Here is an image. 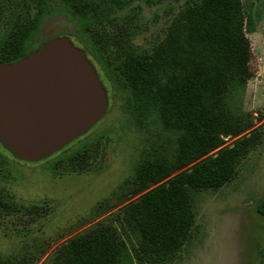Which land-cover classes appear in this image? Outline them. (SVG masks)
Segmentation results:
<instances>
[{"label":"rangeland","instance_id":"obj_1","mask_svg":"<svg viewBox=\"0 0 264 264\" xmlns=\"http://www.w3.org/2000/svg\"><path fill=\"white\" fill-rule=\"evenodd\" d=\"M183 1L135 0L130 6L136 9L133 28L125 33V44L141 55L150 54L157 42L169 36L172 41L180 36L184 41ZM241 2L245 15L248 4L252 5L253 26L248 27L244 18L241 26L244 86L237 95L238 108L249 115V128L237 136L222 137L221 145L206 155L212 158L227 150L238 154L224 183L186 187L191 224L185 237L168 251L143 237L152 227L140 197L166 179L143 187L132 177L131 168L176 132L165 129L154 116L143 115L131 94L120 90L104 117L68 149L72 156L80 153L72 169L54 166L53 159L16 163L7 157L5 164L0 163V264H64L69 241L96 235L107 244L123 243V264H264V214L257 210L264 204V0ZM18 4L25 18L34 14L28 0ZM18 4L5 6L13 9ZM127 10L117 16L121 18ZM7 13L1 12L0 35ZM61 35L84 52L104 88L101 65L110 75H120L117 65L107 64L105 54L93 45L89 31L64 13L40 24L30 49ZM168 52L161 55L171 56ZM137 79L136 96L146 97L155 89L145 75Z\"/></svg>","mask_w":264,"mask_h":264},{"label":"trees","instance_id":"obj_2","mask_svg":"<svg viewBox=\"0 0 264 264\" xmlns=\"http://www.w3.org/2000/svg\"><path fill=\"white\" fill-rule=\"evenodd\" d=\"M14 1L19 3L0 0V20L1 12H8L0 35V63L15 62L28 55L33 51L30 44L40 24L53 14L64 13L89 31L93 45L105 54L106 63H115L120 70V75L113 76L105 66L100 67L107 83L106 112L116 91H126L143 115L154 116L165 129L176 132L161 140L151 155L143 154L131 168L132 177L143 187L166 179L143 193L140 205L152 227L143 237L168 251L181 241L180 237H185L191 224L186 187L197 189L224 183L238 157L233 150L220 151L212 158L206 155L221 145L222 137L237 136L249 128V115L238 108L237 95L244 86V69L240 68L245 63L241 26L243 18L248 27L253 26L252 5L248 4L245 15L241 0H184L185 40L180 36L172 41L169 36L161 43L156 41L157 47L150 54L136 55L124 41L125 33L133 28L132 14L136 9L130 6L135 0H28L35 9L28 19L19 4L6 8L7 3ZM126 8L127 14L118 17L117 13ZM61 37L67 38L61 35L48 40ZM167 51L171 56L161 55ZM139 75L154 82L155 89L148 91L146 97L135 94ZM86 133L41 161L53 159L54 166L72 169L75 156L80 153L72 156L67 152ZM0 149L7 154L0 152V163L5 164L7 157L16 163L25 162L1 144ZM190 164L186 172L178 173ZM257 210L264 214V204ZM65 251L64 264H123L125 249L122 242L107 244L96 235L69 241Z\"/></svg>","mask_w":264,"mask_h":264},{"label":"water","instance_id":"obj_3","mask_svg":"<svg viewBox=\"0 0 264 264\" xmlns=\"http://www.w3.org/2000/svg\"><path fill=\"white\" fill-rule=\"evenodd\" d=\"M106 106L93 66L66 37L0 63V144L21 161L62 149L104 117Z\"/></svg>","mask_w":264,"mask_h":264},{"label":"flooded vegetation","instance_id":"obj_4","mask_svg":"<svg viewBox=\"0 0 264 264\" xmlns=\"http://www.w3.org/2000/svg\"><path fill=\"white\" fill-rule=\"evenodd\" d=\"M79 49V48H78ZM79 50H81V49H79ZM82 51V50H81ZM83 52V51H82ZM83 54H84V52H83ZM84 56H85V54H84ZM85 58H86V56H85Z\"/></svg>","mask_w":264,"mask_h":264}]
</instances>
